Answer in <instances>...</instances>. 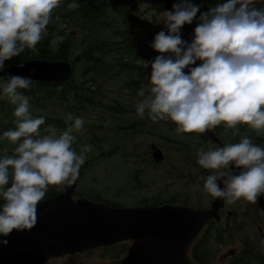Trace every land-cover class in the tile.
I'll return each mask as SVG.
<instances>
[{"label":"clouds","instance_id":"1","mask_svg":"<svg viewBox=\"0 0 264 264\" xmlns=\"http://www.w3.org/2000/svg\"><path fill=\"white\" fill-rule=\"evenodd\" d=\"M62 0H0V100L14 106L15 128L0 140L16 145L0 153V245L7 237L31 230L37 207L53 185L73 184L92 152V145L76 150L82 117L69 116L58 131L44 116L32 114L30 77L6 72L7 62L26 51L36 52L54 22ZM194 0H175L163 12V26L149 43L156 54L143 61L151 87L141 88L136 114L153 122L170 120L178 133H206L223 125L239 141L215 149L201 147L197 163L214 170L204 190L234 204L256 203L264 195V147L241 133L246 125L264 134V8L255 0H216L202 11ZM195 27L190 40L185 26ZM140 31L139 28L136 29ZM231 168L230 173L221 171Z\"/></svg>","mask_w":264,"mask_h":264},{"label":"rangeland","instance_id":"2","mask_svg":"<svg viewBox=\"0 0 264 264\" xmlns=\"http://www.w3.org/2000/svg\"><path fill=\"white\" fill-rule=\"evenodd\" d=\"M95 4H102L103 7L106 9V13L112 12L115 17L118 19V12L117 7L118 6H125L128 10H134L137 9L140 13H144L145 15L142 16L143 18H146L148 20H152V17L155 16V18L158 20L161 17V13H158L156 10L159 7V4H161V0H92ZM66 16L59 18L57 16H54V21L57 20H65ZM59 26H61L59 24ZM63 30V27H62ZM63 32H61V39H64L65 37L62 36ZM110 35V34H106ZM105 35V36H106ZM74 43H77V38H75ZM54 47V46H53ZM78 49V45L73 48V52H75ZM117 87V86H116ZM115 87V89H116ZM151 87V85L148 87V89ZM111 99L108 101V104H113L114 101L112 100L114 97L117 98L116 93L112 92L110 95ZM119 99V97L117 98ZM136 102V95L135 96H128L125 93V96L122 97V104H123V116L120 115H109L107 112L101 113L103 116V119L111 120L115 123L117 120L121 121V119H125L128 121L129 119H134L138 122V124L135 126L139 128L138 134H134L133 136H129V132L122 131L124 134L119 138L121 143V151L122 155L124 156L123 159L117 156H113L107 161L103 160L93 167L91 170H89L85 176L81 179L78 191H86L90 189L91 187L96 188L99 191H108L111 192L108 193L109 197H112L113 193H115L118 190H121V193L119 195V198H125L126 196V187L128 188L129 193V186L132 184V175L136 168L140 169V187L137 191L138 197L140 196H149L151 194V191L156 187L155 182L160 183L161 176L164 175L165 170L168 168V166L163 163L161 167L155 168L152 166H146V164L138 159H136L134 154L128 155V153H131V151H134L135 154H140L142 151L147 150L148 143L152 141V134L156 133L157 135L161 137H168L169 139L173 138L175 135H177V131L170 130L167 131L165 127L158 125L157 122H152L148 119H141L135 112L132 114L131 111H134ZM86 119L90 121V123H94L95 115L89 114L85 116ZM121 124V123H120ZM107 126L110 128H113V124L106 123ZM246 135L249 136L251 139H253L257 134L250 130L249 128L246 129ZM112 136V134H110ZM7 147L11 148L14 145L11 143H5ZM160 145L162 147H166L164 141H160ZM109 147L106 146L105 149H108ZM164 152V151H163ZM165 153V152H164ZM214 170H211V173ZM173 189L178 188V192H189V190L186 189L185 180H177L172 182ZM135 193V194H137ZM192 194L194 198L197 199H203V203L205 204V201L207 199V195L203 192V190L199 188H194L192 190ZM134 194H131L133 196ZM235 246H238V241L235 243ZM217 251L224 250V247L216 246ZM94 256H98V253H92L91 255H84L85 257L83 260L89 261L90 264H101L99 263ZM80 259V258H79ZM78 259V261H79ZM73 262V261H72ZM74 263V262H73ZM74 264H79V262H75ZM215 264H218V261H215Z\"/></svg>","mask_w":264,"mask_h":264},{"label":"water","instance_id":"3","mask_svg":"<svg viewBox=\"0 0 264 264\" xmlns=\"http://www.w3.org/2000/svg\"><path fill=\"white\" fill-rule=\"evenodd\" d=\"M129 22L131 29L130 36L132 37L133 45L140 51L141 56H145L143 48L146 46V39L144 40L139 37L138 35L140 34H138L136 30H133V28L138 25V21L131 18ZM142 30L144 32H152L154 29L144 26ZM45 211L62 210H60L59 207H48ZM131 217L133 216L124 217L123 222L115 223H109L94 218L72 219L70 223L75 226L73 229L66 230L62 236L59 237L58 247L65 248L69 241L77 242L87 240L93 238L95 235H99L103 241H107L112 234L111 232L116 233L121 229L119 236L121 238H133L136 244L134 249L131 248L129 250L128 257L122 264H167L163 246L167 248L170 247L168 244V237L175 235L174 227L181 226L185 229L186 221H182V219H188V214L178 209L169 210L164 208V211L143 212V214L137 216V220H133ZM15 248L19 252H22L19 247ZM12 249L13 248H11L10 252ZM6 250V246L0 245V257L6 255ZM11 253L14 254V252Z\"/></svg>","mask_w":264,"mask_h":264},{"label":"trees","instance_id":"4","mask_svg":"<svg viewBox=\"0 0 264 264\" xmlns=\"http://www.w3.org/2000/svg\"><path fill=\"white\" fill-rule=\"evenodd\" d=\"M92 8L95 7L92 6ZM45 37H47V35ZM42 42L43 43L40 42L37 45L36 52L26 51L24 54L21 55V57H23V59L37 57L51 59L53 56H56L57 58H63L65 56V48L62 44L55 45L51 43L50 47H48L49 41L47 39L43 40Z\"/></svg>","mask_w":264,"mask_h":264},{"label":"flooded vegetation","instance_id":"5","mask_svg":"<svg viewBox=\"0 0 264 264\" xmlns=\"http://www.w3.org/2000/svg\"><path fill=\"white\" fill-rule=\"evenodd\" d=\"M258 204H259L258 206L249 207V206H245V202H244V203H242V205L236 206L233 209L225 207V208L221 209L220 211H242L243 215L245 216L249 213V211H264V198L261 199L258 202ZM47 263H50V262H47Z\"/></svg>","mask_w":264,"mask_h":264}]
</instances>
